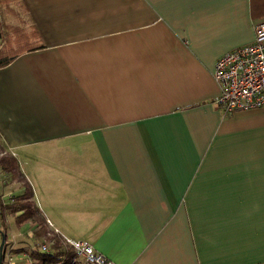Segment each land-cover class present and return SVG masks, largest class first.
<instances>
[{
	"label": "crops",
	"instance_id": "crops-1",
	"mask_svg": "<svg viewBox=\"0 0 264 264\" xmlns=\"http://www.w3.org/2000/svg\"><path fill=\"white\" fill-rule=\"evenodd\" d=\"M7 10L38 46L0 67V140L22 172L0 197L17 228L3 264L82 262L68 241L113 264H264V107L224 113L213 78L264 27V0ZM26 197L38 218L17 223Z\"/></svg>",
	"mask_w": 264,
	"mask_h": 264
},
{
	"label": "built area",
	"instance_id": "built-area-1",
	"mask_svg": "<svg viewBox=\"0 0 264 264\" xmlns=\"http://www.w3.org/2000/svg\"><path fill=\"white\" fill-rule=\"evenodd\" d=\"M213 78L219 87L214 103L224 113L264 107V27L256 30L252 44L221 57L215 64ZM67 244L83 259L80 262L72 258L68 264H113L83 241ZM41 250L48 252L45 245ZM45 264L64 263L55 260Z\"/></svg>",
	"mask_w": 264,
	"mask_h": 264
},
{
	"label": "trees",
	"instance_id": "trees-1",
	"mask_svg": "<svg viewBox=\"0 0 264 264\" xmlns=\"http://www.w3.org/2000/svg\"><path fill=\"white\" fill-rule=\"evenodd\" d=\"M19 3H20V0H0V6H4V9H8L10 4L18 5ZM19 8L22 9V7H19ZM13 14L14 16H16L17 19L18 18L19 20L22 19L21 13H15L13 11ZM2 28H4V30L2 31L0 27V40L3 39L4 41H3V44L0 46V67L4 66L10 60H12V58L16 55L17 51L22 50L24 46H27L29 49H34L38 46V43L34 41V39L37 37L35 30L25 31V29H23L19 25L17 26L7 25L6 26L3 24H2ZM5 30L7 32H5ZM3 33H4V36H3ZM0 167L2 171L5 173L13 172L14 167H15V159L9 156L1 157ZM28 199H29L28 197L24 199H20L22 202L16 205V207L14 208V212L23 211L22 215L16 218L17 223H21V221L25 218L33 219V220L38 218L39 210L33 207L32 204L28 201ZM53 248L54 249L57 248L56 242H54ZM57 257L58 255H54L53 257H50L48 259L43 258L42 262H45L46 260H49V261L56 260ZM3 258H4V248H3ZM1 264H3V260Z\"/></svg>",
	"mask_w": 264,
	"mask_h": 264
},
{
	"label": "rangeland",
	"instance_id": "rangeland-1",
	"mask_svg": "<svg viewBox=\"0 0 264 264\" xmlns=\"http://www.w3.org/2000/svg\"><path fill=\"white\" fill-rule=\"evenodd\" d=\"M0 23H2L3 25H5L6 23H10V24L15 23L14 17L10 14V12H8L7 9H4V6H0ZM2 24H0V27L3 31L4 28H2ZM5 32H7V31L5 30ZM4 33H3V36H4ZM1 42H3V40H0V44H1ZM3 149H4L3 143L0 140V158L5 157V156L8 157L6 154H3ZM17 172L22 173L21 170H19L18 167L15 166L14 167V174H17ZM9 177H10V175H6V173L3 172L1 167H0V197H1V201L2 202L4 201L5 203H6L5 199L7 198V195H6L7 192L6 191H8V190H6L7 184H9V182H11ZM24 178L25 177H23V175H22L23 180H24ZM0 232H2V233L4 232V235H5V232H6V234H11L12 232H17L16 224H15V221L12 218V216L0 214ZM10 237L11 236H9L7 238L8 239L7 242H10L9 241ZM1 239H2V237L0 234V243H1Z\"/></svg>",
	"mask_w": 264,
	"mask_h": 264
},
{
	"label": "water",
	"instance_id": "water-1",
	"mask_svg": "<svg viewBox=\"0 0 264 264\" xmlns=\"http://www.w3.org/2000/svg\"><path fill=\"white\" fill-rule=\"evenodd\" d=\"M1 234V243H0V264L2 263L3 260V247H4V242H5V235L4 233L0 232Z\"/></svg>",
	"mask_w": 264,
	"mask_h": 264
}]
</instances>
